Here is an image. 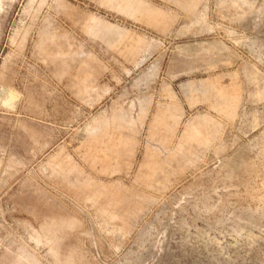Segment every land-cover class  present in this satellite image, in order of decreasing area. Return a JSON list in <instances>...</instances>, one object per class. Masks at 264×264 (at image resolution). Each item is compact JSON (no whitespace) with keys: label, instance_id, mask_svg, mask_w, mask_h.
I'll return each mask as SVG.
<instances>
[{"label":"rangeland","instance_id":"1","mask_svg":"<svg viewBox=\"0 0 264 264\" xmlns=\"http://www.w3.org/2000/svg\"><path fill=\"white\" fill-rule=\"evenodd\" d=\"M0 264H264V0H0Z\"/></svg>","mask_w":264,"mask_h":264}]
</instances>
